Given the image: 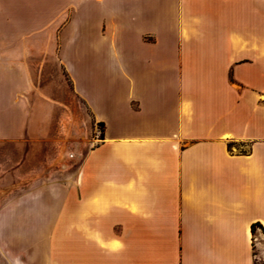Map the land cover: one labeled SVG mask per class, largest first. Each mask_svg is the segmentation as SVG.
<instances>
[{
  "label": "crops",
  "instance_id": "obj_1",
  "mask_svg": "<svg viewBox=\"0 0 264 264\" xmlns=\"http://www.w3.org/2000/svg\"><path fill=\"white\" fill-rule=\"evenodd\" d=\"M58 29L102 135L83 145L78 193L34 233L79 235V262L35 238L1 241L0 264H257L264 0H0V141L48 135L55 105L33 71L57 58Z\"/></svg>",
  "mask_w": 264,
  "mask_h": 264
},
{
  "label": "rangeland",
  "instance_id": "obj_2",
  "mask_svg": "<svg viewBox=\"0 0 264 264\" xmlns=\"http://www.w3.org/2000/svg\"><path fill=\"white\" fill-rule=\"evenodd\" d=\"M59 29L57 58L44 65L43 60H36L33 71L36 90L45 93L55 105L48 135L39 139L0 141V230L3 232L0 242L10 247L28 246L36 238L38 244L55 246L54 258L79 262V235L36 233L35 236L34 233L49 231L52 222L58 221L55 209L60 203L54 202L55 198L78 193L83 145L99 137L101 132L93 124L94 134L90 133L92 124L86 122L85 106L61 65ZM62 152L67 156L60 160ZM263 253L264 250L254 248L257 264L263 262Z\"/></svg>",
  "mask_w": 264,
  "mask_h": 264
},
{
  "label": "bare ground",
  "instance_id": "obj_3",
  "mask_svg": "<svg viewBox=\"0 0 264 264\" xmlns=\"http://www.w3.org/2000/svg\"><path fill=\"white\" fill-rule=\"evenodd\" d=\"M66 156H67V155H66V154H64V152H62V153H61L60 160H63V159H65V158H66Z\"/></svg>",
  "mask_w": 264,
  "mask_h": 264
},
{
  "label": "trees",
  "instance_id": "obj_4",
  "mask_svg": "<svg viewBox=\"0 0 264 264\" xmlns=\"http://www.w3.org/2000/svg\"><path fill=\"white\" fill-rule=\"evenodd\" d=\"M101 127V126H100ZM101 135H102V129H101ZM255 229V228H254Z\"/></svg>",
  "mask_w": 264,
  "mask_h": 264
}]
</instances>
